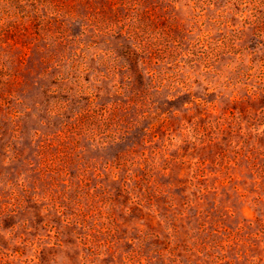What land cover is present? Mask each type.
<instances>
[{
	"label": "rangeland",
	"instance_id": "rangeland-1",
	"mask_svg": "<svg viewBox=\"0 0 264 264\" xmlns=\"http://www.w3.org/2000/svg\"><path fill=\"white\" fill-rule=\"evenodd\" d=\"M0 264H264V0H0Z\"/></svg>",
	"mask_w": 264,
	"mask_h": 264
}]
</instances>
